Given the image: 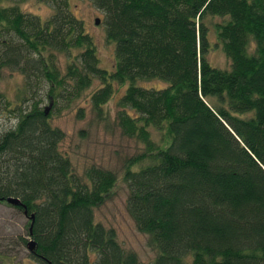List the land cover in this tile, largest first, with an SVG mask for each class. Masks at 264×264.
I'll list each match as a JSON object with an SVG mask.
<instances>
[{
	"label": "trees",
	"instance_id": "obj_1",
	"mask_svg": "<svg viewBox=\"0 0 264 264\" xmlns=\"http://www.w3.org/2000/svg\"><path fill=\"white\" fill-rule=\"evenodd\" d=\"M21 1L0 0V76L7 67L24 76L13 99L0 92V113L16 120L0 130V201L18 197L35 214L32 255L41 264H264V0H90L114 44L111 68L72 0H46V18ZM216 45L227 66L210 60ZM96 78L97 116L125 86L117 122L144 145L123 178L127 210L156 249L150 261L96 220L117 173L76 172L52 122Z\"/></svg>",
	"mask_w": 264,
	"mask_h": 264
},
{
	"label": "rangeland",
	"instance_id": "obj_2",
	"mask_svg": "<svg viewBox=\"0 0 264 264\" xmlns=\"http://www.w3.org/2000/svg\"><path fill=\"white\" fill-rule=\"evenodd\" d=\"M72 3L77 15L84 20L86 28L97 40L101 65L111 68L114 44L106 39L103 23H96L97 16H101L100 11L90 0H72ZM20 4L23 10L38 13L42 18L52 12V7L46 0H24ZM212 38L215 39V35L212 34ZM209 58L219 66L229 64V58L218 45L210 51ZM60 59L62 62L66 60L63 54ZM23 80L24 76L20 71L4 68L0 76V92L4 99H13ZM146 84L158 86L162 85L163 81L156 79ZM101 85L102 81L96 78L92 85L70 101L69 105L67 101L61 103L62 109L60 113L52 116V122L65 131L61 148L71 157L76 172L84 174L87 167L95 164L117 173L118 180L110 195L95 209L96 220L115 227L118 239L124 247L135 250L143 261H150L154 258L156 249L149 243L148 234L137 227L127 210L129 188L123 178L127 159L142 151L144 145L137 138L123 133L117 122L116 116L120 108L118 102L125 86L116 87L110 99L103 104L106 114L104 119L97 116L90 97ZM4 99L0 100L2 107ZM81 110L84 112L83 117L80 116ZM4 111L5 109L0 113V130L16 122L9 119ZM153 131L156 138L162 135L159 131ZM31 238L29 217L7 201H0V264H41L28 247V240Z\"/></svg>",
	"mask_w": 264,
	"mask_h": 264
},
{
	"label": "water",
	"instance_id": "obj_3",
	"mask_svg": "<svg viewBox=\"0 0 264 264\" xmlns=\"http://www.w3.org/2000/svg\"><path fill=\"white\" fill-rule=\"evenodd\" d=\"M96 23H100V18L99 17L96 18ZM6 200H7V202H9L12 205H15V206L16 205H22V206H24V203L21 201V199L18 198V197H15V196H8L6 198ZM24 213L29 218H31V224H30V228L29 229H30V233L33 234V221L35 219V214L32 213V214L29 215L28 214V210L26 208L24 209ZM36 245H37V241L35 240V238L32 237L30 240H28V247H29V249L31 251L35 249Z\"/></svg>",
	"mask_w": 264,
	"mask_h": 264
},
{
	"label": "flooded vegetation",
	"instance_id": "obj_4",
	"mask_svg": "<svg viewBox=\"0 0 264 264\" xmlns=\"http://www.w3.org/2000/svg\"><path fill=\"white\" fill-rule=\"evenodd\" d=\"M34 250H32L31 252H33Z\"/></svg>",
	"mask_w": 264,
	"mask_h": 264
},
{
	"label": "bare ground",
	"instance_id": "obj_5",
	"mask_svg": "<svg viewBox=\"0 0 264 264\" xmlns=\"http://www.w3.org/2000/svg\"><path fill=\"white\" fill-rule=\"evenodd\" d=\"M9 203V202H8Z\"/></svg>",
	"mask_w": 264,
	"mask_h": 264
}]
</instances>
